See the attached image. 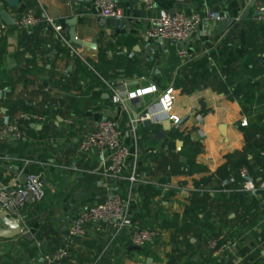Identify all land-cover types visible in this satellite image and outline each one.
Listing matches in <instances>:
<instances>
[{
    "label": "crops",
    "instance_id": "0c3cea01",
    "mask_svg": "<svg viewBox=\"0 0 264 264\" xmlns=\"http://www.w3.org/2000/svg\"><path fill=\"white\" fill-rule=\"evenodd\" d=\"M17 1L10 6L0 0V12L7 10L16 20L31 7L43 22L29 35L0 17L8 26L0 39V118L26 112L48 120L25 121L22 140L0 139V182L42 173L46 198L24 210L21 235L0 238V264H43L46 253L63 245L68 229L63 215L101 201L106 193L98 156L79 155L77 136L94 130L104 117L129 128L130 118L146 110L159 113L160 120L139 124L136 137L128 138L139 152L143 180L133 189L131 211L135 219L161 228L160 240L135 248L126 230L111 239L110 229H90L74 239L71 256L60 264H264V188L257 196L239 191L242 179L231 165L246 148L242 118L247 116L248 126L257 122L259 106L254 103L250 114L244 113L232 86L257 90L264 78V25L258 19L264 0L254 7L250 0H156L154 10L138 0H116L126 16L124 28L102 25L94 7L71 0ZM158 9L212 10L227 17L201 22L185 44L192 57L184 60L177 44L145 34ZM48 18L63 26L69 44L56 36ZM71 28L83 42L97 38V49L78 48ZM105 82L122 93L150 83L159 91L135 98L126 111ZM170 86L175 102L163 113L159 95ZM68 118L75 122L70 130ZM158 133L164 135L156 139ZM263 135L260 130L255 141ZM26 158L36 162L25 168ZM250 174L257 185L264 183L262 165L255 164ZM119 184L127 194V182ZM162 215L178 216L176 224L164 225ZM209 238L230 246L214 255Z\"/></svg>",
    "mask_w": 264,
    "mask_h": 264
},
{
    "label": "built area",
    "instance_id": "2783aa9c",
    "mask_svg": "<svg viewBox=\"0 0 264 264\" xmlns=\"http://www.w3.org/2000/svg\"><path fill=\"white\" fill-rule=\"evenodd\" d=\"M78 4L94 7L98 15L104 19L124 20L126 19L124 10L118 5L116 0H71ZM146 10L156 8V0H138ZM227 17L226 13H218L212 10L204 12L193 11H170L167 9H158L157 15L150 19L145 30L148 38L153 40L162 39L178 45V55L186 60L192 57V54L185 47L198 26L205 19L212 21H221ZM259 21L264 25V3L259 7ZM43 18L38 15L34 8L29 7L25 12L19 14L15 20V26L18 30L26 32L29 35L41 26ZM56 36L68 43L67 36L63 26L54 23L52 19H47ZM8 26L0 21V39L6 35ZM69 44V43H68ZM74 49V48H73ZM142 79H145L143 77ZM113 91V99L122 106L123 110L128 111L129 102L135 98L144 95L155 94L159 88L150 83L136 89L135 91L118 90L117 85L105 82ZM125 82L122 83L125 86ZM175 89L168 87L159 95L160 112L168 113L175 102ZM160 114L141 112L137 117H131L129 128L119 125L117 120L104 117L101 119L94 130L81 133L76 138V149L81 156H91L96 154L100 161L98 174L106 188L104 198L88 205L77 213H65L62 220L68 225L67 234L64 237L63 245L55 251L46 253L43 256V264H60L71 256V246L75 238H84L88 235L90 229L96 232H103L110 229L111 239H115L123 230L128 231L129 240L135 248L145 247L149 243L159 241L161 238V228L151 227L144 224L141 220L132 216V196L133 189L138 184H142L141 174L139 172V152L133 148L128 138L136 137L137 127L146 120L159 121ZM1 117V111H0ZM48 116L42 113L23 112L19 116L2 120L0 118V139L22 140L26 136V130L23 127L25 121L37 123H46ZM249 120L244 116L241 120V126H248ZM67 129H73L75 122L72 118L65 120ZM264 155V152L262 153ZM33 158L23 160L26 167L35 163ZM239 177L242 179L238 190L251 196H257L259 190L264 188V183L257 185L251 177L248 167L243 166L239 170ZM126 181L129 185L127 194L120 190L119 182ZM164 197V194L160 198ZM46 198V190L42 173L27 172L16 176L11 182H0V211L6 216L16 217L21 226L24 224L23 212L28 206L39 205ZM0 228L2 223L0 222ZM209 249L214 255L224 252L230 246L229 241L222 242L220 238H209L207 241Z\"/></svg>",
    "mask_w": 264,
    "mask_h": 264
},
{
    "label": "trees",
    "instance_id": "16d2710c",
    "mask_svg": "<svg viewBox=\"0 0 264 264\" xmlns=\"http://www.w3.org/2000/svg\"><path fill=\"white\" fill-rule=\"evenodd\" d=\"M101 55L105 56V53L101 52ZM126 65L127 64H124L125 67ZM231 79L232 76L229 79L230 82ZM232 88H233L232 93L234 95H236L237 93L239 94L238 100L240 101L243 107L244 113L250 114L251 106L254 103L259 106V112L256 117L257 122L250 126H245L244 128V134L246 140L245 151L236 153L235 158L232 160V164H231L232 167H234L237 170V172H239L241 167L246 166L248 167L250 173H252V168L254 167L255 164L262 165L264 169V155L262 154L264 152V135L260 140L255 141L256 134L260 133V130L261 131L264 130V78L260 82L257 90L240 91V88L234 85L232 86ZM249 155L252 156L251 159H249ZM160 219L163 220L164 225L173 226L176 224L178 216H176L174 219V218H170L169 216L162 215Z\"/></svg>",
    "mask_w": 264,
    "mask_h": 264
},
{
    "label": "water",
    "instance_id": "95a60500",
    "mask_svg": "<svg viewBox=\"0 0 264 264\" xmlns=\"http://www.w3.org/2000/svg\"><path fill=\"white\" fill-rule=\"evenodd\" d=\"M257 0H250L249 6L254 7ZM19 2L17 0H8V4L10 6L17 5ZM259 13V10H258ZM0 17L3 22H5L7 25H15V18H13L7 10H2L0 12ZM72 24V23H71ZM102 25L108 27V28H124L127 25L126 20H114V19H103ZM70 38L71 41L74 42L78 48H81L83 45L92 47L94 49H97V38H94L91 43L90 42H83L82 40L77 39L76 31L74 28H71L70 30ZM159 41H163L162 39H159ZM137 117V115H135ZM145 125H150L151 120H146L144 122ZM34 125V124H33ZM170 124L169 122H165L164 127L167 129L169 128ZM224 128V127H223ZM163 133H158L156 139H159V136H163ZM0 222L4 225L3 228H0V238L4 239H12L14 237H17L21 235L24 232V227L21 226L19 220L16 217L12 216H6L3 213H0Z\"/></svg>",
    "mask_w": 264,
    "mask_h": 264
},
{
    "label": "rangeland",
    "instance_id": "374dc122",
    "mask_svg": "<svg viewBox=\"0 0 264 264\" xmlns=\"http://www.w3.org/2000/svg\"><path fill=\"white\" fill-rule=\"evenodd\" d=\"M106 63H107V62H106ZM106 63H105V64H106ZM105 64H103L101 67H100V66L98 67V68L100 69L101 72H102V71L104 72V69H105V67L107 66V65H105Z\"/></svg>",
    "mask_w": 264,
    "mask_h": 264
}]
</instances>
